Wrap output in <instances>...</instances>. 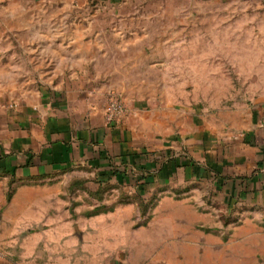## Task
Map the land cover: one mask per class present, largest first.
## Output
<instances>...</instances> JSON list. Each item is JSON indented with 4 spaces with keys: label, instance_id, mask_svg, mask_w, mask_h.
Listing matches in <instances>:
<instances>
[{
    "label": "rangeland",
    "instance_id": "1",
    "mask_svg": "<svg viewBox=\"0 0 264 264\" xmlns=\"http://www.w3.org/2000/svg\"><path fill=\"white\" fill-rule=\"evenodd\" d=\"M77 36L97 51L147 37V78L111 73L107 81L130 85L106 97L140 103L147 144H166L193 116L236 134L232 123L264 107V0H0V104L15 107L48 87L50 63L35 47L52 43L58 59ZM202 170L164 190L158 180L59 173L32 194L40 223L24 234L38 233L35 252L53 253L55 264L68 252L71 264H264V218L225 207Z\"/></svg>",
    "mask_w": 264,
    "mask_h": 264
},
{
    "label": "crops",
    "instance_id": "2",
    "mask_svg": "<svg viewBox=\"0 0 264 264\" xmlns=\"http://www.w3.org/2000/svg\"><path fill=\"white\" fill-rule=\"evenodd\" d=\"M73 40L67 53L58 54L60 60L52 43L35 47L50 63L48 87L15 107L0 104V264H55L53 253L35 252L38 233L24 234L40 223L32 194L57 174L78 169L90 171L98 181L110 178L127 185L158 180L161 189L176 175L184 181L199 179L203 169L225 207L234 205L247 219L262 221L264 107L245 113L241 123H230L239 128L236 134L193 116L176 135L169 133L166 144H147L139 136L138 122L144 117L140 103H126L127 114L117 123L104 118L108 88L126 92L122 86L130 85L107 81L111 73L123 77L124 71H133L138 80L147 78V37L136 48L131 41L101 51L80 36ZM163 148V153L155 151ZM71 260L69 252L64 254V264Z\"/></svg>",
    "mask_w": 264,
    "mask_h": 264
},
{
    "label": "built area",
    "instance_id": "3",
    "mask_svg": "<svg viewBox=\"0 0 264 264\" xmlns=\"http://www.w3.org/2000/svg\"><path fill=\"white\" fill-rule=\"evenodd\" d=\"M14 105L9 104V108ZM127 114V107L122 100V98L116 94H111L104 109V118L106 123L111 124L113 122L117 123L121 121Z\"/></svg>",
    "mask_w": 264,
    "mask_h": 264
},
{
    "label": "trees",
    "instance_id": "4",
    "mask_svg": "<svg viewBox=\"0 0 264 264\" xmlns=\"http://www.w3.org/2000/svg\"><path fill=\"white\" fill-rule=\"evenodd\" d=\"M137 180H138V178H137Z\"/></svg>",
    "mask_w": 264,
    "mask_h": 264
}]
</instances>
